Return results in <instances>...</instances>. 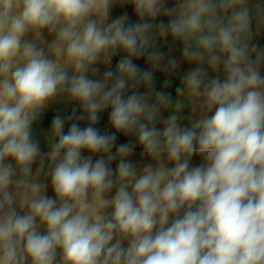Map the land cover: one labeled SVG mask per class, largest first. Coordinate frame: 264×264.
Returning a JSON list of instances; mask_svg holds the SVG:
<instances>
[{
	"label": "clouds",
	"instance_id": "9594fccd",
	"mask_svg": "<svg viewBox=\"0 0 264 264\" xmlns=\"http://www.w3.org/2000/svg\"><path fill=\"white\" fill-rule=\"evenodd\" d=\"M169 3L0 0V264H264V0Z\"/></svg>",
	"mask_w": 264,
	"mask_h": 264
},
{
	"label": "crops",
	"instance_id": "0c3cea01",
	"mask_svg": "<svg viewBox=\"0 0 264 264\" xmlns=\"http://www.w3.org/2000/svg\"><path fill=\"white\" fill-rule=\"evenodd\" d=\"M169 6H171V0L169 3ZM124 12L128 13L129 19L131 21H136L138 19L134 15L133 9L130 5L121 6L119 4H117L113 7L112 18H115L116 16L122 15ZM159 19H165V21L167 20L166 17H160V18H158V20ZM256 42L259 43L261 46H264V36L259 37ZM159 43H160L161 51L168 53L170 56H175L178 60L180 59L181 48H182V45L180 42H176L175 45L171 47V51L169 50L170 45L172 44L171 37L168 38L167 44L163 43L162 41ZM118 59H119V55L116 58H114V60L112 62L113 69L115 68V64L118 61ZM134 62L139 64L140 66H142L144 68L150 67V65H148L144 59H140V60H137ZM100 67H101V71H103L104 66L101 65ZM192 67H195V65H189L187 63L181 62V67H180L178 73L174 74L170 77L167 76L166 74L160 72V71H157L155 73V77H156L155 87H156V89L157 90L162 89L164 79H166V78L171 79L172 80L171 87L168 89H163V90L171 91L173 94V98L175 99V87L177 85H179V83H180V76ZM143 90L144 89L142 88L141 91H143ZM71 107H72V105H66L63 103H57V104L50 106V108L47 109L45 111V113L42 115L38 124L36 126H34V135L36 136V138H38L41 141L42 151L46 152L48 150L45 137H46L47 130L50 128L52 118L57 114L58 111L63 115L69 114L71 111ZM187 111H188L187 109L184 110L185 115H187ZM164 115L167 116L168 113L165 112ZM101 116H102L101 122L97 125V127H99L102 132H109V133L112 132L113 129L107 123L108 112L106 111V112L102 113ZM86 123H87L86 121H83V122H81L80 126L85 127ZM184 123H187V121H184ZM131 139H134V138L133 137H125L122 134H119L117 143H124V142H127L128 140H131ZM113 151H115V148L113 149ZM140 152H141V149L139 147H137L135 150V155L132 157V159L134 161H137V162L140 161ZM87 154L88 153H85V155H87ZM200 162H201V160L199 157L193 158L192 163L194 166L198 165ZM113 167H115V164H113ZM47 194L50 197L53 196L51 189L48 190Z\"/></svg>",
	"mask_w": 264,
	"mask_h": 264
}]
</instances>
